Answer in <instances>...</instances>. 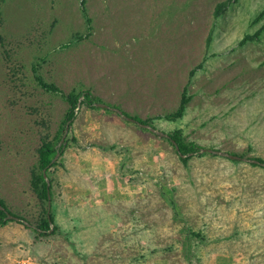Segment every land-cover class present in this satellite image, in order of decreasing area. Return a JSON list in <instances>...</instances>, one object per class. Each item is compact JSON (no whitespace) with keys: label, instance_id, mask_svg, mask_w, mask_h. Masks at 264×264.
<instances>
[{"label":"rangeland","instance_id":"rangeland-1","mask_svg":"<svg viewBox=\"0 0 264 264\" xmlns=\"http://www.w3.org/2000/svg\"><path fill=\"white\" fill-rule=\"evenodd\" d=\"M2 1L0 199L19 220L0 225V264H264V165L204 152L184 163L110 109L74 112L43 235L47 202L30 183L69 109L37 77L264 161V0ZM184 88L183 117L167 120Z\"/></svg>","mask_w":264,"mask_h":264},{"label":"trees","instance_id":"trees-1","mask_svg":"<svg viewBox=\"0 0 264 264\" xmlns=\"http://www.w3.org/2000/svg\"><path fill=\"white\" fill-rule=\"evenodd\" d=\"M2 2L3 1L0 0V6H1ZM224 7H226V1H222V2L218 3L214 8V16L215 17L218 16L220 11ZM87 21L90 22V18H87ZM77 40H79V37L77 38ZM206 41L207 42L211 41V33L210 32L206 37ZM37 79H38V84L43 89H45L46 91H48L50 93L59 95L66 103L69 104V109L65 115V119L63 120V124H65L67 121L72 120V118L75 114L74 112H75V109L77 107L79 97L82 94L84 95V98L81 101V104H86L87 106H89L91 108H96V106L94 105L95 102H103L97 96L93 95L89 90L78 91V90L74 89V90H71L69 93H64L55 84L46 83L40 77H37ZM189 100H190V97L186 95V88H184L182 91L181 99H180V102H179L177 108L173 111L166 113L164 115V118H166L167 120H170V121H175V120L182 118L185 111H186V105L189 102ZM124 114L132 117L136 121H139V122L144 123V124H150L153 126V124L151 123V121L149 119L143 120L136 115L131 116L126 112H124ZM63 124L58 128L59 130L57 131V133L54 135V137L52 139L48 140L46 138H43L41 140V144L37 149V157H38L37 158V164L33 168V170L31 171V177H30L31 178L30 179L31 186H32L34 192L36 193L37 197L41 201H43V203L47 202V186H46V181L44 180V177H43V170L45 169L46 174H49L50 169L53 166H55V164H57V162L50 164L51 160L55 156L57 150H59L60 154H62L63 148L65 146H67V145H65L64 147H61L59 149L56 148V145L59 142L62 133L64 132V125ZM167 134L169 135L168 140L170 142H171V139H173L176 142V144L178 146V151L176 149L175 150H176L177 154L179 155L180 159L184 163H186L191 158L192 155H196V154L201 153L200 150L202 148L200 146H198L194 141H187L186 139H184V137L182 136L180 131L169 132ZM65 142L68 143V140L65 139ZM171 144L174 146V144L172 142H171ZM174 148H175V146H174ZM189 153H192V155H188ZM204 153H209V152H204ZM180 154H183L186 156L182 157ZM209 154H211V153H209ZM234 155H236V154H234ZM238 156H243V155L240 154ZM256 160H258L261 163H264V161L260 158H256ZM253 165H256V164H253ZM49 191H50V197H51V186L49 187ZM0 205H2L4 207L5 211L8 214L16 217V215H13V213L8 211V209L6 208V205L4 204V201L1 199H0ZM5 211L0 210V225H4L9 220L14 219V218H10V219L6 218L7 213ZM44 213H45V215L40 217L39 224H38V226H36V230L41 231L42 235L46 234L47 231L49 230L47 209L44 210ZM49 215H50V219L53 222L51 211H50ZM22 220H20V222H23ZM23 223L25 226H27V224H25V222H23Z\"/></svg>","mask_w":264,"mask_h":264},{"label":"water","instance_id":"water-1","mask_svg":"<svg viewBox=\"0 0 264 264\" xmlns=\"http://www.w3.org/2000/svg\"><path fill=\"white\" fill-rule=\"evenodd\" d=\"M84 98V95L82 94L80 97H79V100H78V103H77V107L75 109V113L77 112V110L79 109L80 107V104H81V101L83 100ZM94 105L96 107H101V108H104V109H110L112 111H115L117 114H119L121 117H123L125 120L127 121H131V122H135L138 126L142 127V128H146L148 130H150L151 132L153 133H156L158 135H161V136H164L166 138H169V135L156 129L155 127H153L152 125L150 124H144V123H141L139 121H136L134 120L132 117L130 116H127L126 114H124V112L117 108V107H113V106H110L106 103H103V102H95ZM69 122L70 121H67L66 125H65V128H64V133L62 135V137L60 138L59 142L57 143L56 145V148L59 149L61 147H64L66 145V142H65V137L67 135V132H68V126H69ZM171 142L174 144L175 146V149L178 151V146L176 144V142L171 139ZM200 152H209V153H215V154H218V155H222V156H226L228 158H231V159H242V160H246L248 162H252V163H256V164H261V165H264V163H261L259 162L258 160L256 159H246V158H242V157H239L238 155H234V154H229V153H224V152H220V151H214L212 149H205V148H202L200 150ZM195 154V153H194ZM182 157H185L186 155H183V154H180ZM188 155H192V153H189ZM60 156V151L57 150L55 156L53 157V159L51 160V163H54ZM43 177H44V180L46 181V186H47V217H48V222H49V230L48 231H51L53 229V222L52 220L50 219V208H51V197H50V191H49V187H50V179L49 177L47 176L46 174V171L45 169L43 170ZM0 210L1 211H5L4 207L2 205H0ZM6 212V211H5ZM7 213V212H6ZM6 218H14V219H17L19 220L17 217H14L10 214L7 213V216ZM23 222H25V224L29 225L26 221L22 220Z\"/></svg>","mask_w":264,"mask_h":264}]
</instances>
